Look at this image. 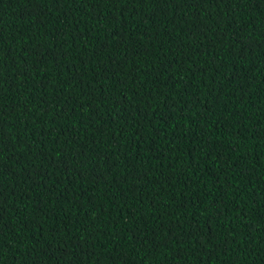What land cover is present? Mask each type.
<instances>
[{
	"label": "trees",
	"instance_id": "trees-1",
	"mask_svg": "<svg viewBox=\"0 0 264 264\" xmlns=\"http://www.w3.org/2000/svg\"><path fill=\"white\" fill-rule=\"evenodd\" d=\"M0 194V264H264V0H0Z\"/></svg>",
	"mask_w": 264,
	"mask_h": 264
},
{
	"label": "snow or ice",
	"instance_id": "snow-or-ice-1",
	"mask_svg": "<svg viewBox=\"0 0 264 264\" xmlns=\"http://www.w3.org/2000/svg\"><path fill=\"white\" fill-rule=\"evenodd\" d=\"M54 2H58V0H54ZM169 2H171V0H169ZM242 2V0H237V3H241ZM125 99H127V97H125ZM0 195H2V194H0ZM5 203H6V201H5ZM201 247H203V245H201Z\"/></svg>",
	"mask_w": 264,
	"mask_h": 264
}]
</instances>
